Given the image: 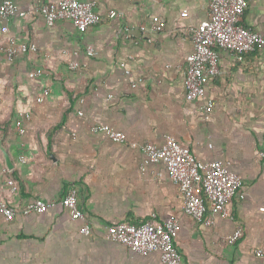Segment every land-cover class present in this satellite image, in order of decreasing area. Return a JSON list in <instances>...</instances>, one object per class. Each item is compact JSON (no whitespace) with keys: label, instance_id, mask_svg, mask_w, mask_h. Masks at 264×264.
Masks as SVG:
<instances>
[{"label":"crops","instance_id":"obj_1","mask_svg":"<svg viewBox=\"0 0 264 264\" xmlns=\"http://www.w3.org/2000/svg\"><path fill=\"white\" fill-rule=\"evenodd\" d=\"M11 1L26 14L9 19L0 45L13 36L37 51L0 59V200L21 207L39 198L49 206L11 221L0 216V264H163L157 252L133 253L104 236L111 223H140L153 213L179 222L181 264H264L253 254L264 246V46L241 60L221 54L205 118V99L185 98L183 74L189 28L207 17L208 0H96L102 19L84 32L68 20L47 24L39 8L49 0ZM110 9L122 16L108 18ZM152 16L163 20L159 32L148 30ZM240 22L264 31V0H247ZM71 61L78 66L69 69ZM37 67L44 74L30 78ZM100 123L139 144L171 135L200 160L228 163L243 196L228 203L230 217L196 223L162 165L141 169L143 152L91 130ZM71 186L89 236L59 203ZM236 226L242 235L228 244Z\"/></svg>","mask_w":264,"mask_h":264},{"label":"built area","instance_id":"obj_2","mask_svg":"<svg viewBox=\"0 0 264 264\" xmlns=\"http://www.w3.org/2000/svg\"><path fill=\"white\" fill-rule=\"evenodd\" d=\"M96 7V0H49L40 6L39 12L49 25L57 20H68L79 32H84L102 19ZM246 8L247 0H208L207 17L189 28L192 50L185 56L186 66L183 74L185 98L190 101L205 99L200 107L205 118H208L214 106L211 97L206 99L207 87L220 72L221 54L230 53L241 60L244 54L264 46V31L253 30L240 22ZM25 14V11L11 0H2L1 32L7 33L9 19L23 17ZM106 16L118 18L122 16V12L110 9ZM163 24L159 16H152L148 30L151 33L159 32ZM148 42H151L150 36ZM36 51L35 43L19 41L13 36H8L5 44L0 45V59L11 60L20 54ZM86 53L93 54V49L88 46ZM77 66L76 61L68 64L69 69ZM43 74L44 69L41 67L34 68L28 73L30 78H38ZM138 81H141V78L132 81L131 87H135ZM37 100L41 101L42 98L39 97ZM21 115L29 118L28 113ZM20 121L21 118L17 119L15 125L22 133L24 130ZM91 130L102 133L113 142L127 143L131 148H139L144 154L141 169L148 163H160L166 176L177 186L184 214L198 224L211 226L215 216L230 217L228 203L236 195L243 196L240 192L242 180L229 169L228 163L217 159L200 160L190 148L182 145L171 135H165L161 144L147 141L139 144L128 141L122 131L105 123L96 124ZM161 175V172L157 173L158 177ZM8 183L14 184L12 179H9ZM59 203L67 210L71 219L82 222L79 227L80 234L89 236L91 229L79 208L77 188L71 186ZM48 206V202L39 198L29 200L21 207L0 200V216L6 221H11L18 213H41ZM179 229L180 224L174 217L158 221L153 213L150 219L140 223H111L106 226L104 236L108 240L123 244L133 253L144 255L157 252L163 264H181L182 256L175 245ZM241 235L242 228L236 226L226 237V242L234 244ZM253 254L264 261V246L255 247Z\"/></svg>","mask_w":264,"mask_h":264},{"label":"trees","instance_id":"obj_3","mask_svg":"<svg viewBox=\"0 0 264 264\" xmlns=\"http://www.w3.org/2000/svg\"><path fill=\"white\" fill-rule=\"evenodd\" d=\"M240 19H241V18H240ZM201 195H203L202 192H201Z\"/></svg>","mask_w":264,"mask_h":264}]
</instances>
